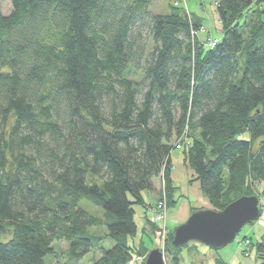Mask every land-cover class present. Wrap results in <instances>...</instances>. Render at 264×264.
<instances>
[{"label": "trees", "instance_id": "trees-1", "mask_svg": "<svg viewBox=\"0 0 264 264\" xmlns=\"http://www.w3.org/2000/svg\"><path fill=\"white\" fill-rule=\"evenodd\" d=\"M215 1L223 33L212 47L179 4L0 3V264H47L55 239L67 241L65 264L94 246L102 253L88 264H128L144 191L163 177L177 201L171 152L183 131L213 207L264 195V1Z\"/></svg>", "mask_w": 264, "mask_h": 264}, {"label": "rangeland", "instance_id": "rangeland-1", "mask_svg": "<svg viewBox=\"0 0 264 264\" xmlns=\"http://www.w3.org/2000/svg\"><path fill=\"white\" fill-rule=\"evenodd\" d=\"M202 2L206 3L208 7L211 5L214 8V0H187V2L186 0H182L181 4L179 5L184 6L187 10H188L187 5L191 10H194L195 7L197 8V10L200 9L203 10L201 5ZM0 3L4 12L10 11L12 7L11 0H0ZM171 3H173V0H152L151 9L156 11H168V9L171 6ZM211 31L213 36L221 37L223 33L222 23L220 24L219 22L218 27L217 28L213 27ZM198 36L199 38H201L206 42L210 37V36H206V32L202 31L201 29H199L198 31ZM238 136L249 137L250 133L249 131H245L241 134H238ZM182 146L183 144L180 147ZM158 184L161 190V186H162L161 180L159 181ZM257 186L258 189L261 188V184ZM149 191L145 190L144 192L148 195ZM159 192H160L159 197L152 203H148L146 207L142 204H135V209H136L135 218L138 224V231L136 235L130 237V241L133 245L137 247V249H140L139 251L140 253L136 254L137 253L136 252L134 258H137L138 256H141L143 258H141L140 260L136 259L134 264H140L144 262L146 254L150 248L154 246H158L161 248L162 244L165 246V242L168 237V231H170V229L177 224L176 220H172L170 219V217L168 218L167 216L166 229H165L167 235L166 238L164 239L162 231L160 232L162 228H159V226L156 223L151 221L150 219L151 212L149 211V206L155 204L158 201V199L162 196V192L161 191ZM178 192H180V190H178ZM149 196H151V194H149ZM259 197L261 204L264 206V195L262 197L261 196ZM80 204L93 213L102 212L99 207L93 205L90 202V200H88L87 198H82ZM178 206H179V202L175 204L174 206L175 209L178 210L179 209ZM169 209L170 208L168 205V210ZM148 217L149 220H147ZM91 230L95 233H104L106 232L107 227L93 226L91 227ZM246 235L249 236L251 239V242L249 244L245 242L244 237ZM260 240L264 241V207L262 209L261 215L258 218L254 219L253 222L245 223L242 229L236 234L235 238L231 242L227 243L222 247H213L211 245H208L207 243L198 240H191L189 241L188 244L183 245L181 249V255H182L181 264H219L220 259L231 262L232 264H258L259 257H258L257 243ZM114 242L115 241L112 237L106 236L102 239L101 244L105 247H111L114 244ZM195 244L198 246V249H196ZM53 246L56 252L47 253L45 255V261L47 262V264H65V261L68 258L67 254L64 252L68 246L67 241L64 239H55L53 241ZM165 250H166V246H165ZM246 250H249V253H246ZM101 253H102V249L98 246H94L91 250H89L83 256H81L76 261V263L77 264L91 263L96 258H98L101 255ZM165 263L174 264L172 262L170 254L167 252H166Z\"/></svg>", "mask_w": 264, "mask_h": 264}, {"label": "water", "instance_id": "water-1", "mask_svg": "<svg viewBox=\"0 0 264 264\" xmlns=\"http://www.w3.org/2000/svg\"><path fill=\"white\" fill-rule=\"evenodd\" d=\"M261 213L260 197L256 193L239 195L221 209L194 208L185 220L170 229L167 251L173 253L191 240L222 247L235 238L245 223L258 218ZM140 264H166L163 250L158 246L150 248Z\"/></svg>", "mask_w": 264, "mask_h": 264}, {"label": "crops", "instance_id": "crops-1", "mask_svg": "<svg viewBox=\"0 0 264 264\" xmlns=\"http://www.w3.org/2000/svg\"><path fill=\"white\" fill-rule=\"evenodd\" d=\"M201 5L203 10H197L196 7L194 10H191L188 5L187 7L189 12L193 15V18L200 22L201 30L206 32V36H213L211 29L213 27L217 28L219 22L221 24L216 8V1L214 0V8L211 5V7H208L206 3L203 2ZM189 141L190 138L187 136L184 140L183 146L175 147L171 152V178L175 185L174 198L177 199L176 203L179 202V209H175L174 206L176 203L172 206H169L170 209L168 210V218L170 217V219L176 220L177 223L179 221L185 220L194 208L209 206L213 207L209 198L201 190L200 182L196 178L197 173L188 164L186 149ZM158 183L155 190H147L152 197L144 192L148 203H152L159 197L160 186ZM178 190H180V192H178ZM195 246L196 249H198L196 244ZM181 260L179 264H181Z\"/></svg>", "mask_w": 264, "mask_h": 264}, {"label": "built area", "instance_id": "built-area-1", "mask_svg": "<svg viewBox=\"0 0 264 264\" xmlns=\"http://www.w3.org/2000/svg\"><path fill=\"white\" fill-rule=\"evenodd\" d=\"M182 0H173L174 4H181ZM196 33H198L196 31ZM219 38L215 36H210L208 38V41L206 42L208 46H214L218 42ZM186 136V131H183V133L175 140V146L180 147L183 144V138ZM161 192L162 196L158 199V201L153 204L152 206H149V211L151 212L150 219L152 222L156 223L159 228H162L160 232L162 231L163 238H166L167 232H165L166 229V220L168 216V202H167V195L165 190V179L161 178ZM245 242L249 244L251 241L249 238H245ZM161 249L164 253V259L166 258V250L165 246L162 244ZM246 253H249V250H246ZM143 257L138 256L137 258H132L128 264H134L136 259H141Z\"/></svg>", "mask_w": 264, "mask_h": 264}]
</instances>
